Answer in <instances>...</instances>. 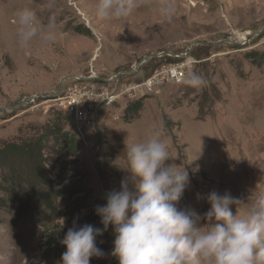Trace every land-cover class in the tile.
Segmentation results:
<instances>
[{
    "label": "rangeland",
    "instance_id": "374dc122",
    "mask_svg": "<svg viewBox=\"0 0 264 264\" xmlns=\"http://www.w3.org/2000/svg\"><path fill=\"white\" fill-rule=\"evenodd\" d=\"M161 2L144 0L128 17L100 21L96 0H0V139L43 125L58 110L62 83L89 74L91 66L107 79L138 70L146 60L152 62L142 68L143 76L154 65L180 61L185 74L181 83L165 80L156 94L144 95L133 119L125 120L123 112L140 97L102 111L103 134L93 145L64 124L78 142L75 157L65 161L73 159L70 166L85 174L84 191L79 199L64 194L55 215L32 192L22 197L30 202L28 215L18 218L16 203L1 206L0 264H60L66 251L60 241L74 223L103 228L96 206L105 205L107 194L130 177L126 146L156 132L168 144L172 158L166 163L189 173L179 208L203 215L212 192L250 203L256 189L264 190V0H167L175 8L170 19L160 15ZM26 6L44 24L55 15L54 40L18 42L17 13ZM171 53L181 57L177 61ZM189 71L204 85L185 83ZM46 156L56 174L60 160L53 152ZM1 174L2 169L0 181ZM0 195L7 198L1 183ZM230 207L235 214L237 205ZM114 239L110 225L96 237L105 256L92 257L90 264H119L111 255Z\"/></svg>",
    "mask_w": 264,
    "mask_h": 264
},
{
    "label": "clouds",
    "instance_id": "9594fccd",
    "mask_svg": "<svg viewBox=\"0 0 264 264\" xmlns=\"http://www.w3.org/2000/svg\"><path fill=\"white\" fill-rule=\"evenodd\" d=\"M143 2L96 0L95 17L100 21L128 17ZM158 11L170 19L175 8L162 0ZM17 25L21 45L37 37L51 41L56 36L55 15L50 14L44 24L31 7L18 11ZM185 83L200 87L205 81L189 71ZM126 147L130 177L121 181L120 190L107 194L105 205L96 206L103 228L74 223L60 241L66 245L60 264H90L92 257H104L96 237L110 225L115 234L111 255L119 264H264V190L256 189L250 203L227 192H212L208 196L211 207L201 215L194 208L178 207L189 173L186 167L179 170L166 163L172 157L159 132ZM233 204L238 209L235 214ZM243 204L248 207L242 214L239 206Z\"/></svg>",
    "mask_w": 264,
    "mask_h": 264
},
{
    "label": "trees",
    "instance_id": "16d2710c",
    "mask_svg": "<svg viewBox=\"0 0 264 264\" xmlns=\"http://www.w3.org/2000/svg\"><path fill=\"white\" fill-rule=\"evenodd\" d=\"M142 100L143 97H140L127 104L123 112L125 120L137 116L142 108ZM54 112L40 127L26 132L19 130L13 138L0 139V183L7 196L4 199L0 195V207L16 203L18 218L28 215L31 210L30 202L22 198H29L30 192L40 195L46 211L55 215L64 194L79 199L78 195L84 191L85 174L79 166H70L73 159L65 161L75 157L78 142L75 136L65 130L67 116L60 110ZM48 152H53L57 156L56 160H60V171L56 174L46 160Z\"/></svg>",
    "mask_w": 264,
    "mask_h": 264
},
{
    "label": "built area",
    "instance_id": "2783aa9c",
    "mask_svg": "<svg viewBox=\"0 0 264 264\" xmlns=\"http://www.w3.org/2000/svg\"><path fill=\"white\" fill-rule=\"evenodd\" d=\"M168 56L181 57L176 54ZM152 61H144L132 71H125L113 77L104 79L97 71L89 74H77L63 82L55 99L56 109L62 111L68 118L72 130L84 144L98 142L103 134L101 112L144 95L156 94L164 81L181 83L184 78V68L179 62H167L169 65L151 67L152 73L143 76L142 68ZM143 66V67H142ZM140 73H143L140 74ZM123 77L127 78L124 79ZM134 77V78H133Z\"/></svg>",
    "mask_w": 264,
    "mask_h": 264
}]
</instances>
